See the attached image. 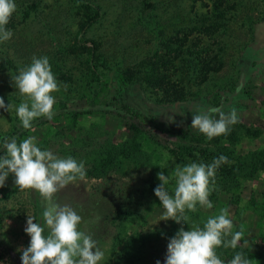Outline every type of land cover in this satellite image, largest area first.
<instances>
[{"label":"rangeland","instance_id":"374dc122","mask_svg":"<svg viewBox=\"0 0 264 264\" xmlns=\"http://www.w3.org/2000/svg\"><path fill=\"white\" fill-rule=\"evenodd\" d=\"M7 25L10 40L0 43V96L11 103L0 109V144L17 137H35L42 149L85 164L109 147L119 152L106 175H88L54 195L82 216L80 228L104 251L100 264H156L163 261L170 237L181 227L163 220L165 209L153 189L157 173L175 187L178 166L193 162L169 152L184 143L176 132L191 126L198 108H235L245 128L237 140L224 139L213 150L231 153L232 161L249 171L264 153V0H15ZM48 56L58 82L54 116L37 117L21 127L15 106L26 101L12 77L32 58ZM110 78L112 93L138 111L133 118L115 107L94 104L96 74ZM130 83L122 86L117 75ZM90 110L79 126L69 128L64 109ZM176 114L174 123L166 116ZM247 130L253 133H248ZM140 148L135 151L132 144ZM168 148V149H167ZM125 150V151H124ZM0 154H3L0 150ZM231 161V162H232ZM264 168L240 176L241 186L227 191L214 178L212 208L186 211L185 229L203 226L228 208L232 231L242 233L238 247L250 248L251 264H264ZM48 202L36 190L20 189L10 174L0 187V264H21L20 250L30 237L27 216L40 219ZM130 212L131 215H125ZM238 250L217 249L225 262Z\"/></svg>","mask_w":264,"mask_h":264},{"label":"clouds","instance_id":"9594fccd","mask_svg":"<svg viewBox=\"0 0 264 264\" xmlns=\"http://www.w3.org/2000/svg\"><path fill=\"white\" fill-rule=\"evenodd\" d=\"M15 0H0V43L8 41L13 31L7 27L16 11ZM14 87L25 102L15 106L16 116L24 129H30L37 117L51 120L54 116L58 82L52 71L48 56L33 57L29 65L12 77ZM13 105L5 103L0 96V109L9 111ZM192 113L191 126L207 139L227 134L230 126L239 122L235 108L225 112L221 107L198 108ZM178 112L166 116V122L174 123ZM0 187L9 175L20 189L36 190L48 202L42 207L40 219L27 216L24 232L30 237L26 247L20 250L21 264H100L104 251L92 235L81 228L82 216L69 204H61L54 195L78 177L86 174L85 164L72 156L61 157L50 149L38 146L35 137L17 143L15 139L0 144ZM227 161L220 155L210 163L190 162L178 166L175 172V187L170 193L167 185L170 177L163 170L157 173L159 183L154 194L165 209L163 220H173L181 227L170 237L163 261L156 264H251L243 252L236 251L231 259L223 260L217 249H237L241 240L240 231H232L233 221L228 208L210 216L203 226L185 229L189 217L186 211H196L197 205L212 208L209 199L213 191L214 177L219 166ZM264 175V173H262Z\"/></svg>","mask_w":264,"mask_h":264},{"label":"trees","instance_id":"16d2710c","mask_svg":"<svg viewBox=\"0 0 264 264\" xmlns=\"http://www.w3.org/2000/svg\"><path fill=\"white\" fill-rule=\"evenodd\" d=\"M117 79L122 86H126L130 83L129 75L125 72H119L117 75ZM110 80V78L104 77L101 72L96 74V83L93 89V97L94 104L96 105L97 110L98 106L106 107L104 109L105 111H109V108L115 107L123 111L125 115H130L133 118H139L141 114L138 111L134 110L133 107L124 102L121 93H112ZM61 108L64 109V115L67 119L69 128L79 126V121L87 113H91L90 110L68 109L69 107H67V105L65 104L61 105ZM235 125L238 128H245L243 123L241 122H238ZM247 132L253 133L250 130H247ZM176 133L180 137V139L184 141V143L179 144L174 148H169V152L172 155H175L181 159L190 158L192 161L204 163H210L213 158H217L220 155H224L227 157V161L219 166L214 177L215 180L219 182L221 186L225 187L227 191H231L233 187L238 188L239 186H241L239 180L240 176L246 178L250 175V173L257 171L260 168H264V153H262V155L259 156L256 161H253V169L247 171L246 168L241 164L236 162L234 163L232 161L233 158L231 157L230 152L228 153L224 150H213L210 147L211 144H215L218 146L224 139H229L231 141L237 140V130H234L232 132L229 131L227 134L214 137L211 140L207 139L206 136L199 131H191L186 129ZM23 136L24 131L19 132L18 128L17 137L15 138L17 143L23 140ZM132 145L133 146H131V148L135 146V151L140 148V144L137 142H134ZM119 154V152H116L109 147L105 148V150L100 152V154L94 159L92 166L86 171V173L95 177H102L106 175L109 169L117 163ZM125 215L128 216L131 215V213L125 212ZM237 251L243 252L249 259L254 256L250 248H242L241 246L238 247Z\"/></svg>","mask_w":264,"mask_h":264}]
</instances>
